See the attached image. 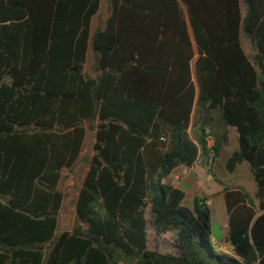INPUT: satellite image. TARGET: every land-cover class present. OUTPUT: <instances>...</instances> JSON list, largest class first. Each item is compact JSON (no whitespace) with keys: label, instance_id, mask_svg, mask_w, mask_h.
Here are the masks:
<instances>
[{"label":"trees","instance_id":"trees-1","mask_svg":"<svg viewBox=\"0 0 264 264\" xmlns=\"http://www.w3.org/2000/svg\"><path fill=\"white\" fill-rule=\"evenodd\" d=\"M109 3L90 78L99 0H0V264H264V0ZM93 121L76 221L55 237L60 172ZM229 127L237 149L225 169L246 163L257 201L224 189L233 256L209 240L206 199L187 208L164 183L209 138L216 158ZM148 234L167 236L170 252L148 249Z\"/></svg>","mask_w":264,"mask_h":264},{"label":"rangeland","instance_id":"rangeland-1","mask_svg":"<svg viewBox=\"0 0 264 264\" xmlns=\"http://www.w3.org/2000/svg\"><path fill=\"white\" fill-rule=\"evenodd\" d=\"M111 13L109 0H99V10L92 17L91 24L89 28L88 37V48L86 54V62L84 64V72L90 77L94 78L96 76L93 71V50L92 42L95 34L103 30L106 21ZM245 15V7L241 4V17ZM239 39L241 47L245 55L252 60L254 57V47L251 37L246 34L240 25ZM86 132L82 145L80 154L71 168H63L60 172V182L58 184L59 191L63 194V201L61 205L60 212L57 216V227L55 231V237H58L63 232H68L72 229L75 224V202L81 188L84 176L88 169L89 160L92 155V148L95 141L94 129L96 127V122H86L84 124ZM237 149V144L235 150ZM230 151V147L229 150ZM229 156L221 154L213 164L210 171L203 170L197 160L194 164V171L199 176L201 182V190L196 191L195 189H186L181 187L180 190L183 192L184 197L181 204L187 208H191L194 198H209L211 200L208 206L210 211V223H211V235L210 242L217 253H225L233 256L232 252L221 251L218 247L220 244H227L225 238L227 236V224L228 217L224 204V199L221 195L222 189L240 187L243 188L248 195L253 199L254 204L257 205V201L254 199V194L256 192V186L253 182L249 169L246 163H242L236 167L233 173H228L225 169V163ZM212 176L213 179H212ZM217 180V181H216ZM181 183V181L179 180ZM197 192V193H196ZM225 229V234L223 233ZM221 232L220 235H217ZM218 240L215 241L216 236ZM169 238L166 236L164 239H156L152 235L148 234V249H156L160 252H170V247L168 244ZM218 244V245H217Z\"/></svg>","mask_w":264,"mask_h":264},{"label":"crops","instance_id":"crops-1","mask_svg":"<svg viewBox=\"0 0 264 264\" xmlns=\"http://www.w3.org/2000/svg\"><path fill=\"white\" fill-rule=\"evenodd\" d=\"M237 133L236 130L232 127L228 128V142L225 146H223V148L220 150L218 156L215 158L214 163H216V161L218 160L219 156L221 154H225L226 156H230V154L232 152L235 151V147L237 144ZM230 147V151L229 150ZM199 161V164L202 167V157H199L197 159ZM242 164V163H241ZM195 165V164H194ZM194 165L192 167H177L176 169H174L172 171V173L164 180V183L171 185L174 188H177L180 190L181 187H185L186 189H195L197 192L201 190L202 186H201V182L199 179V176L197 175V173L194 171ZM240 165V164H239ZM238 166V165H237ZM204 170V167H202ZM236 170V169H235ZM206 171V170H205ZM214 176H212L213 179ZM179 180L181 181V183L179 182ZM217 181V180H216ZM196 192V193H197ZM224 189H222V191L220 192L223 199H224V195H223ZM195 199V198H194ZM193 199V200H194ZM211 203V200L209 198H206V205L209 206ZM225 204V203H224ZM192 206H193V202H192ZM191 206V208H192ZM226 208V207H225ZM227 231V229H226ZM223 233L225 234V229L223 231ZM221 232L217 235H220ZM216 236L215 241L218 240V236ZM218 245V244H217ZM219 249L221 251L224 252H231V248L229 246V244L225 243V244H220L218 245Z\"/></svg>","mask_w":264,"mask_h":264},{"label":"built area","instance_id":"built-area-1","mask_svg":"<svg viewBox=\"0 0 264 264\" xmlns=\"http://www.w3.org/2000/svg\"><path fill=\"white\" fill-rule=\"evenodd\" d=\"M214 142L212 139H207L206 140V150L207 153L206 155L202 158V162H203V167L206 171H210L214 161H215V153H214Z\"/></svg>","mask_w":264,"mask_h":264}]
</instances>
